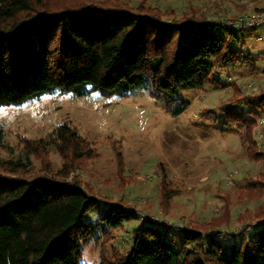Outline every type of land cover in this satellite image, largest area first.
<instances>
[{"label": "trees", "instance_id": "obj_1", "mask_svg": "<svg viewBox=\"0 0 264 264\" xmlns=\"http://www.w3.org/2000/svg\"><path fill=\"white\" fill-rule=\"evenodd\" d=\"M235 7L240 16L249 14V5ZM190 10L178 17L175 11L151 7L148 0L137 7L121 0H0V108L23 106L57 91L79 97L93 92L125 96L146 88L168 108L181 102L173 114H182L189 107L179 97L182 90L214 83L221 88L219 72L258 62L240 42L239 29L217 22L228 20L223 9L214 16L207 11L197 15L195 6ZM233 88L231 102L250 109L223 104V120L212 110L207 116L216 124L221 121L222 131L239 128L236 133L248 158L264 163V135L257 139L264 88L249 95L236 84ZM21 144L23 156L0 158V264H82L92 239L110 240L113 231L139 219L131 205L96 198L77 175L96 155L69 123L47 139L22 137ZM5 146L0 128V150ZM50 149L63 160L60 170L46 160ZM33 155L44 163L39 170L31 162ZM172 192L164 190L163 209ZM263 195L261 179L252 180L242 197ZM100 204L105 205L102 212ZM230 218L226 201L223 215L208 224L193 227L189 222L180 230L186 239L181 250L157 227L141 226L133 232L130 250L115 249L99 264H264V224L255 225L262 228L253 240L228 253L220 238H227L222 231ZM263 218L264 208H259L247 220Z\"/></svg>", "mask_w": 264, "mask_h": 264}, {"label": "rangeland", "instance_id": "obj_2", "mask_svg": "<svg viewBox=\"0 0 264 264\" xmlns=\"http://www.w3.org/2000/svg\"><path fill=\"white\" fill-rule=\"evenodd\" d=\"M137 7L142 0H121ZM147 1V0H146ZM151 7L175 11L178 17L191 13V6L209 15L223 9L227 22L240 16L237 4L249 5V14L256 8L264 10V0H148ZM248 15V14H247ZM218 23H225L218 20ZM237 28L240 42L257 59L256 66L236 64L219 72L218 84L199 89L182 90L179 97L189 103L180 115L173 113L181 102L168 108L163 99L142 88L125 96H105L93 92L79 97L73 93L54 92L23 106L1 107L0 128L5 132V148L0 158L23 156L21 138L47 139L62 124L69 123L78 135L95 150V157L77 172L92 190V195L111 203L128 204L139 211V219L125 223L112 232L111 239H92L85 247L82 264H99L113 251L124 252L133 245V232L141 226H155L174 239V248L181 250L186 239L180 231L190 226L208 224L224 213L230 201V225L223 229L221 243L229 253L233 246L247 243L257 235L264 218L247 220L264 208V195L243 199L252 180L264 182V163L250 160L240 143V131H222L216 120L208 118V110L223 120V108L233 106L250 109L245 103L234 104L233 84L244 93H257L264 88V25ZM242 30V31H241ZM219 85V86H220ZM263 122L257 139L264 135ZM47 162L60 170L63 160L56 150H49ZM49 160V161H48ZM37 170L43 162L31 156ZM164 184L162 185V183ZM173 189L170 204L163 209V192ZM245 191V192H244ZM101 212L105 205L100 204ZM246 213H248L246 218ZM245 214V219L239 220ZM98 212L91 218H96ZM247 220V221H245ZM160 224H151V223ZM215 235V233H213ZM193 246H190L192 248Z\"/></svg>", "mask_w": 264, "mask_h": 264}, {"label": "built area", "instance_id": "obj_3", "mask_svg": "<svg viewBox=\"0 0 264 264\" xmlns=\"http://www.w3.org/2000/svg\"><path fill=\"white\" fill-rule=\"evenodd\" d=\"M261 24H264V11L245 15L235 21L225 22L223 27L226 29L230 28V26L252 28Z\"/></svg>", "mask_w": 264, "mask_h": 264}]
</instances>
